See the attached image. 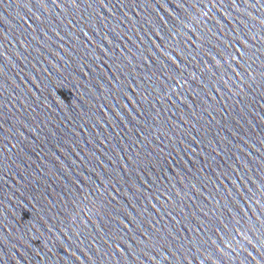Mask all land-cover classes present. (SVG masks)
Segmentation results:
<instances>
[{"label": "water", "instance_id": "water-1", "mask_svg": "<svg viewBox=\"0 0 264 264\" xmlns=\"http://www.w3.org/2000/svg\"><path fill=\"white\" fill-rule=\"evenodd\" d=\"M0 264H264V0H0Z\"/></svg>", "mask_w": 264, "mask_h": 264}]
</instances>
